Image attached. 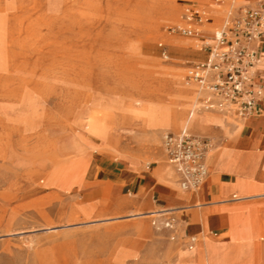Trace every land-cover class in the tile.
<instances>
[{
    "label": "rangeland",
    "instance_id": "obj_1",
    "mask_svg": "<svg viewBox=\"0 0 264 264\" xmlns=\"http://www.w3.org/2000/svg\"><path fill=\"white\" fill-rule=\"evenodd\" d=\"M149 1L0 0V264H177L186 259L264 264V214L236 204L264 200V191L253 185L249 150L222 151L218 157L230 158L237 180L251 188L213 197L212 203L195 198L172 209L171 197L159 191L166 206L143 211L151 203L149 193L137 206L139 196L129 199L113 191L106 198L108 191H95L100 183L108 185L104 174L93 181L97 166L104 167L100 159L111 167L125 162L140 170L147 184L156 180L163 186L152 169L166 164L162 138L176 132L149 125L122 133L114 156L92 131L90 113L107 110L118 123L130 103L138 108L149 101L172 104L170 84L202 90L192 102L195 111H208L203 106L210 104L209 109L218 108L219 97L186 82L185 75L192 63L208 56L202 45L214 43L213 31L252 5L247 0ZM189 7L201 14V23L187 20ZM180 27L201 32L186 36ZM228 112L230 120H241ZM212 113L217 119L209 130L183 131L210 134L223 117ZM210 154L214 157L215 149ZM170 174L177 187L172 169ZM199 190L185 196H202ZM131 205L135 209L126 212ZM184 209L197 219L202 215L207 224L188 236L177 233L174 214ZM160 210L167 212L152 214ZM168 222L172 228L165 226ZM222 224L227 231L208 229Z\"/></svg>",
    "mask_w": 264,
    "mask_h": 264
},
{
    "label": "crops",
    "instance_id": "obj_2",
    "mask_svg": "<svg viewBox=\"0 0 264 264\" xmlns=\"http://www.w3.org/2000/svg\"><path fill=\"white\" fill-rule=\"evenodd\" d=\"M248 2H251L252 5L248 7H254L256 6L257 0H247ZM208 21V20H207ZM260 49V60L257 63L256 68L252 72V80L255 84L259 85L262 89V94L259 100V103L257 105V112L253 115H250L245 118H241L240 121L236 120H230L229 114H224L222 117L221 123H215L213 125V129L210 134H207L204 137H208L212 143L213 149L216 151V155L212 157V155L208 154L207 157V164H208V174L206 176L205 183L201 186L199 191H203V195H192V196H185V193L191 192L187 190L181 189L178 181V175L175 169L169 164L167 161L166 155L164 153L163 149V138H162V154L165 159V162L170 169H172L175 177H176V184L177 187L174 185V182L171 178L170 169L168 170V167L166 164L161 161L160 164H155V168L152 170L155 171L157 175L160 176L163 186H158V182L156 180L152 181L151 183H146L144 180L143 173L140 172V170L133 169L129 167L125 162H117L118 166L111 167L104 161V159H100V162L104 164V167L97 166V177L94 178L93 181L98 180H104L108 182V185L100 183L99 185L101 187L94 188L95 191H108V198L111 196L113 191H119L120 195L127 196L129 199L133 196H139L137 199V206H140L143 197L141 196L143 194H151L152 200L151 203H149V206H146L143 211H150L154 210L155 208H163L166 206V199L159 198L157 195L159 194V191H166L165 193L171 197V204L169 207L172 209H178L180 207L187 206V203H190L191 201H194V199H205L210 202L213 197H222L226 198L230 195L233 196V194L239 190V194H244L246 191H248L251 187L248 184L246 180H237V174L229 168V164H231V159L225 157L224 159H220L218 157L219 153L222 151L228 152V151H235L237 149H245L250 151V159H249V165H252L253 167V185L260 188L259 191H264V39H262L259 43L256 44ZM193 87H183L182 89L184 92H188L191 97L195 98V101L198 102V100L202 97V90H197V85H193ZM189 89V90H188ZM198 92V93H197ZM197 95V96H196ZM185 99V98H183ZM188 99V98H187ZM193 102V101H192ZM195 108V107H193ZM195 110V109H194ZM181 111L177 110L176 113L179 114ZM215 112V111H212ZM210 111H194L191 113L188 117L183 118V124L184 129L183 130H199V131H205L209 130L212 123L215 121L216 116L214 113ZM183 115V112L180 113ZM135 128L133 129H127L120 127V125H117L116 127L109 129L108 134L104 137V140L102 138V142L104 143L105 147L113 153L115 156V151L117 150V147L121 140L122 133L126 132H133ZM182 132V131H180ZM178 132V133H180ZM173 133V132H168ZM175 134V133H173ZM214 139L212 140L211 137ZM116 147V148H115ZM160 154V151L158 152ZM110 164V163H109ZM108 167V170H106V167ZM232 166V165H231ZM141 167V166H140ZM146 171H150V164H146ZM114 170H118L117 173L111 176V173ZM145 171V172H146ZM116 172V171H115ZM104 176L100 179L99 175ZM102 184V185H101ZM238 187V189H237ZM182 191L183 193L179 192ZM184 194V195H183ZM237 199L243 198V197H237V195H234ZM224 201V200H219ZM218 202V201H214ZM207 203V202H206ZM220 204V203H219ZM239 206H250L253 208H257V210L261 211L262 214H264V200H254L252 202H243V203H236ZM105 212L107 208L105 207ZM235 205V204H233ZM218 207V206H217ZM211 208V207H210ZM135 209L134 205L124 207V210L130 211ZM161 212H167V210H160V211H153L152 214L155 213H161ZM177 212V210L175 211ZM112 217V216H111ZM110 218V217H106ZM175 226L178 228L179 234L183 231L185 236H188L190 234L197 233V226L200 224L203 226L206 225L207 222L205 219H202V215L200 219H197V217L194 215L192 210L184 209L178 213L174 214L173 218ZM165 226L168 228H172L169 224L165 223ZM188 227L194 228V230H189ZM208 229H217L221 232H225L228 229V226L222 224L221 226H211L208 227ZM182 230V231H181ZM168 247V246H167ZM175 260H177L175 255ZM189 260V264H202V262L197 260ZM186 260H184L183 263L178 262L177 264H186ZM175 264V263H172Z\"/></svg>",
    "mask_w": 264,
    "mask_h": 264
},
{
    "label": "built area",
    "instance_id": "obj_3",
    "mask_svg": "<svg viewBox=\"0 0 264 264\" xmlns=\"http://www.w3.org/2000/svg\"><path fill=\"white\" fill-rule=\"evenodd\" d=\"M187 20L202 22L201 14L187 8ZM207 21V20H206ZM186 36L200 33L192 27L179 28ZM264 39V0L246 7L225 21L212 33L213 44L204 43L208 56L192 63L186 82H195L219 97L218 107L231 109L240 118L257 112L262 89L252 80V67L260 60L256 45ZM231 107V108H230ZM209 108H213L210 104ZM213 147L208 137L182 132L166 133L163 149L167 161L175 169L183 190H197L208 174L207 157Z\"/></svg>",
    "mask_w": 264,
    "mask_h": 264
},
{
    "label": "bare ground",
    "instance_id": "obj_4",
    "mask_svg": "<svg viewBox=\"0 0 264 264\" xmlns=\"http://www.w3.org/2000/svg\"><path fill=\"white\" fill-rule=\"evenodd\" d=\"M154 1L155 0H150L149 3H154ZM257 63L252 67V71L256 68ZM199 86L202 88L201 85ZM182 88L178 87L177 85L170 84V95L172 96L173 102L172 104L169 105L168 104L157 105L155 102L149 101L146 102L141 108H138L130 103L127 109L119 117L118 123L116 122V118L113 116V113L107 110L98 109L95 112L90 113L89 115L91 129L96 135L103 138V140L104 137L108 134V130L113 128V126L116 124L120 125V127L127 129L146 127L149 125H157L161 128L173 127L175 130L174 132H176L175 134H179L178 132L183 131L184 129V124L182 121L183 118L185 116L188 117L191 113L195 111L192 106V101H195V98L191 97L192 95H190L188 92H184ZM203 100L207 101L208 96H204ZM209 107L210 105H204L203 109L208 111H215L223 115L229 114L228 111H231L229 109L221 108V107H218L216 109H209ZM177 110H180L181 111L180 113L183 112V115L180 113L177 114L176 113ZM81 146H83V144ZM197 190H187V191L195 192ZM167 224L172 226L170 222H168Z\"/></svg>",
    "mask_w": 264,
    "mask_h": 264
}]
</instances>
